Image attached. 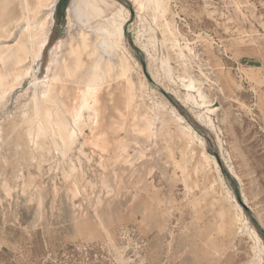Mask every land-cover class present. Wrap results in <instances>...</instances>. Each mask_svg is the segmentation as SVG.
<instances>
[{"label":"rangeland","instance_id":"1","mask_svg":"<svg viewBox=\"0 0 264 264\" xmlns=\"http://www.w3.org/2000/svg\"><path fill=\"white\" fill-rule=\"evenodd\" d=\"M50 1L0 0L5 46L25 8L50 13L40 59L0 101V264H264V0ZM120 5L98 122L85 112L66 155L42 161L21 110Z\"/></svg>","mask_w":264,"mask_h":264},{"label":"bare ground","instance_id":"2","mask_svg":"<svg viewBox=\"0 0 264 264\" xmlns=\"http://www.w3.org/2000/svg\"><path fill=\"white\" fill-rule=\"evenodd\" d=\"M55 2L56 0H51L46 8H53ZM150 2L151 0H146L145 3L139 4L140 9ZM125 10L126 8L120 5V9L112 13L108 26L97 30L95 40L90 34L83 32L79 42L72 41L69 44L68 56L63 60L62 72L49 81L47 79L42 94L35 93L29 104L22 108L21 113L26 116L25 120L30 126L27 134L31 138L33 147L48 151L46 156L41 155L42 161H47L59 152L63 156L66 155L71 144L83 131L85 112L89 120L98 122L100 116L98 96L113 67L112 58L117 56V50L121 45L119 37L124 35V25L127 20L123 14ZM32 14L29 7L24 9V19L17 25L12 37L15 38L19 30L20 42L15 47L3 45L4 38L0 37V101L4 100L9 91L24 77L31 74L33 64L40 59L47 45L50 13L45 22L39 21L37 15L32 16ZM166 29H170L169 24ZM100 49L108 54L107 61ZM10 58H12V67L9 68L7 60ZM120 61L118 76H125L130 72V61L125 54L120 57ZM27 62L29 66L26 67L24 65ZM10 78H13L14 84H11ZM67 79H74L73 91L77 90L76 94L69 93ZM177 120L182 122L183 118L177 115ZM187 132L193 137L196 135L191 127ZM249 231L257 242L261 241L254 229Z\"/></svg>","mask_w":264,"mask_h":264},{"label":"trees","instance_id":"3","mask_svg":"<svg viewBox=\"0 0 264 264\" xmlns=\"http://www.w3.org/2000/svg\"><path fill=\"white\" fill-rule=\"evenodd\" d=\"M62 3H64V1L62 0ZM261 236H263L264 237V234L263 233H261Z\"/></svg>","mask_w":264,"mask_h":264},{"label":"water","instance_id":"4","mask_svg":"<svg viewBox=\"0 0 264 264\" xmlns=\"http://www.w3.org/2000/svg\"><path fill=\"white\" fill-rule=\"evenodd\" d=\"M132 13H133V11H132Z\"/></svg>","mask_w":264,"mask_h":264}]
</instances>
